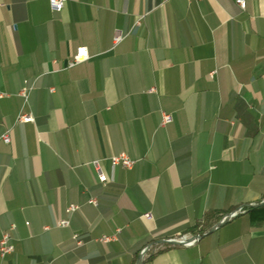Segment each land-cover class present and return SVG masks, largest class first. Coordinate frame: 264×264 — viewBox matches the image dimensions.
Wrapping results in <instances>:
<instances>
[{"label": "crops", "instance_id": "0c3cea01", "mask_svg": "<svg viewBox=\"0 0 264 264\" xmlns=\"http://www.w3.org/2000/svg\"><path fill=\"white\" fill-rule=\"evenodd\" d=\"M243 1L0 0V264H264V0Z\"/></svg>", "mask_w": 264, "mask_h": 264}, {"label": "built area", "instance_id": "2783aa9c", "mask_svg": "<svg viewBox=\"0 0 264 264\" xmlns=\"http://www.w3.org/2000/svg\"><path fill=\"white\" fill-rule=\"evenodd\" d=\"M188 3L190 2H197L200 0H186ZM66 0H48L49 3V7L51 9L52 12L54 13H59L61 12V10L63 9V6L65 4ZM235 3L240 7V9H244L245 8V2L243 0H235ZM140 25L139 21L136 23L135 27H138ZM134 27V28H135ZM134 30H132L133 32ZM127 35L124 34L121 31H115L114 35H113V43L114 45H117L119 43H121L123 41V39L126 37ZM89 59L87 50L85 47H80L76 50V53L71 57V59L68 61L67 66L69 68L74 67L78 64H81L85 61H87ZM211 76H213V73L211 74ZM32 90V86L30 85H26L21 91H20V95L25 99V101L27 102L28 96L30 91ZM3 95H0V97H2ZM33 117L30 114H26L21 112L17 119L16 122L17 123H32ZM172 118L169 114L166 113H162L161 115V121H160V127H164L166 125H168L169 123H171ZM2 140L4 143H9V137L7 135H3ZM109 164L111 167H121L123 169H130L133 167V165L135 164L136 161H134L133 159H131L127 154L125 153H119L116 155H113L112 157L109 158L108 160ZM93 167L95 168V170L98 173V179L101 183H105L106 182V177L101 173L100 170V164L98 161L94 162ZM92 203H95V201H92ZM78 210V206L77 205H70L67 207L66 209V213L70 214L73 213L75 211ZM240 211V209L234 213L228 214L226 216H222L216 223L213 224V226L206 232H209L210 230H215L216 228L219 227V225L225 223L226 221H228L230 218H232L233 216L237 215L238 212ZM147 217V216H146ZM69 226V221L67 219H63L60 220L57 224L58 228H66ZM203 234H198L192 238L186 239V238H172V239H162L161 241H159L158 243L160 244H169V245H190L192 244L195 240H197L198 238H200ZM112 238L110 237H103L101 239V242L103 243H108ZM12 237H11V233L9 231L3 232L0 235V257L4 258L6 255H9L12 253ZM154 246L152 244H150L146 249H144L142 252H140L139 254V259H141L142 257H144ZM139 263V260H138Z\"/></svg>", "mask_w": 264, "mask_h": 264}, {"label": "water", "instance_id": "95a60500", "mask_svg": "<svg viewBox=\"0 0 264 264\" xmlns=\"http://www.w3.org/2000/svg\"><path fill=\"white\" fill-rule=\"evenodd\" d=\"M219 226H220V225H219ZM212 231H214V230L212 229V230H210L209 232H212ZM209 232H208V233H209ZM138 264H140V262H139Z\"/></svg>", "mask_w": 264, "mask_h": 264}, {"label": "trees", "instance_id": "16d2710c", "mask_svg": "<svg viewBox=\"0 0 264 264\" xmlns=\"http://www.w3.org/2000/svg\"><path fill=\"white\" fill-rule=\"evenodd\" d=\"M220 217V216H219Z\"/></svg>", "mask_w": 264, "mask_h": 264}]
</instances>
